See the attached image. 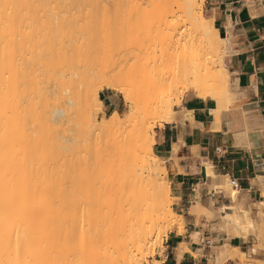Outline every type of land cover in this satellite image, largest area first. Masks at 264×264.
<instances>
[{
  "label": "bare ground",
  "instance_id": "bare-ground-1",
  "mask_svg": "<svg viewBox=\"0 0 264 264\" xmlns=\"http://www.w3.org/2000/svg\"><path fill=\"white\" fill-rule=\"evenodd\" d=\"M112 2H118L116 9L126 7L124 24L133 25L131 36L148 43L135 54L141 63L124 72L127 85H113L128 112L123 117L115 111L101 128L131 120L133 91L152 96L155 103L179 87L183 95L204 89L219 102L234 101L225 64L227 40L201 12L198 0H0V264H139L134 250L141 252L151 241L162 248L173 224L182 229L183 217L172 208L167 169L147 130L132 145L129 134L103 128L97 140L114 141L116 149L106 153L96 143L86 152L94 155L92 164L81 162L80 139H90L93 132L80 128L86 133L75 135L79 144L67 143L62 133L65 116L80 106L83 75L77 63L112 41ZM211 56L221 63L218 72H210ZM96 92L87 94V122L96 105L94 111L104 109ZM169 100L162 103L167 121L173 115ZM67 176L70 188L64 185ZM225 178L222 184L235 202L223 207L219 224L231 231L229 237L255 233L256 248L264 253V201L255 213L243 208L238 188ZM200 205L195 208L206 212ZM246 257L226 244L214 264ZM253 264H264V256Z\"/></svg>",
  "mask_w": 264,
  "mask_h": 264
},
{
  "label": "crops",
  "instance_id": "crops-1",
  "mask_svg": "<svg viewBox=\"0 0 264 264\" xmlns=\"http://www.w3.org/2000/svg\"><path fill=\"white\" fill-rule=\"evenodd\" d=\"M206 2L208 17L227 40L225 64L235 96L223 107L208 93L187 92L171 120L156 129L154 149L167 169L172 208L183 217L182 229L172 225L156 264H214L226 244L253 259L263 256L253 233L229 237L219 217L235 202L222 184L226 176L237 179L243 208L255 213L264 201V179L258 178H264V0ZM111 99H105L106 107L116 105Z\"/></svg>",
  "mask_w": 264,
  "mask_h": 264
},
{
  "label": "rangeland",
  "instance_id": "rangeland-1",
  "mask_svg": "<svg viewBox=\"0 0 264 264\" xmlns=\"http://www.w3.org/2000/svg\"><path fill=\"white\" fill-rule=\"evenodd\" d=\"M117 3L118 2L111 3V7L114 13L112 24H111V30L113 32L112 33L113 38H112L111 43L109 44V46H107V49H105L104 47L97 48L93 52L89 51L88 53L83 54L80 58V61L76 65L78 71L81 72L83 75L81 78L80 85H79V101L78 102L80 103V106H79L78 112L75 111L77 113H72L70 116H67V117L65 116L62 122V125H61L62 133L69 140L67 143H71V144L73 143V140L77 141L79 136L76 139L75 135L77 134V132L79 133L80 128L82 129L83 126L84 128L86 127V129L83 128L84 130L88 129L90 130L89 132L91 131L93 132L91 133L92 137L90 139L86 137L87 135L86 136L81 135L82 140L79 138L81 141L80 144L83 145V149L81 150L82 152L80 156L82 163H88V164L94 163V155L92 154L90 155L86 152L88 149H91L92 147H94L96 143H97V146L100 147L102 151L106 153H109L113 148L116 149L115 148L116 145L114 141H111L108 143L105 140H103L101 143H99V141L97 140L99 133L103 131L106 132L104 129L107 130V128H104V127H103L104 129L101 128L100 123L102 120L111 119V116H113V113L115 111H118L123 117L128 112L129 105L125 103L123 95L120 93V91L115 89L113 85H116L117 83H118L117 85H119L120 82L118 81L122 82L120 86L127 85L125 76L126 74L130 72V70L131 71L134 70L133 67L137 66L135 65L136 61L140 59V57L139 59L136 58L135 54L139 52V49L142 48L143 45L146 46L148 43L146 40H143L141 43L138 39L136 40L135 38H133V36H131L133 34L132 29H131L133 28L132 27L133 25L124 24V22L128 18L126 16L127 9L123 5H120V7L116 9L115 4ZM198 3L201 4V7H202L201 12L208 17L207 11H206V5H207L206 0H198ZM143 6L147 7L148 3L143 4ZM120 26L121 28L123 26V29H120ZM100 28H102V26ZM213 42L217 43L215 38L213 39ZM99 45L101 46L102 43L100 42ZM140 54L142 55L143 52H141ZM114 62H116L117 65L114 64ZM211 62L212 64H211L210 72H218L221 68L220 61L217 60L216 57L211 56ZM109 66L110 67L112 66V67L109 68ZM97 68H100L104 72H101V73L97 72L98 70ZM124 72H126V74ZM104 78L105 80L107 78L109 79L111 78L112 81L108 80L106 82ZM115 78L117 79L119 78V79L116 80L117 82L115 84H113L115 81L114 80ZM101 79L103 80V82H101ZM211 82L213 81H210V83ZM177 89H174L175 92L177 91L176 93L173 90H172L173 92L171 91L167 92L166 95L161 100V102L159 103H155L154 98H152V96L150 95H143L141 94L140 91H133L132 95L136 102L135 111H134L135 113H134V116H132L133 118L131 117L130 118L131 120L126 121V122L124 121V123H122L121 125H116V126H113L112 128H108L107 133L112 132L113 134H119V133L124 132V134L125 133L129 134L130 139L132 140V145H134V143L137 144L138 141H140V138L138 136L139 132L142 130H147L149 133V137H150L149 141L152 145L153 151L155 152L154 146L156 142L155 140L156 129L157 127H162L163 124L167 121L163 113V107H162L163 100L166 99L168 101L171 98L169 100V103L171 104V109L176 110L178 106H181V102H179V100L182 99L183 96L187 92L193 91V93L198 94V95L208 93L207 95L211 96L210 95L211 93L208 90L204 91V89L202 91L199 89L192 88L191 91H187L186 93H184V95L181 92L183 90L182 87H179L178 90ZM88 92L90 94H88ZM94 92L98 94L99 99L103 102L104 109L102 111H98L97 109L96 111H94L95 108L98 107L96 105L97 102L95 101L94 107L95 105L96 107L95 108L93 107L94 109L92 108L93 109L92 117L90 118V122H87L85 120L84 115H85V112L87 111V106H88L87 102L88 103L90 102V99H88L89 98L88 95H91ZM168 95L170 96L168 97ZM90 97L92 99V96ZM109 97L112 98L111 100L116 101V105L114 107L112 106L111 108L107 109L105 105V101H107L108 99L107 100L105 99ZM86 99L88 100L87 102H86ZM93 99H94V96H93ZM221 102H219L220 104H222L221 106H223V104L230 105L226 102H222V103ZM89 105H91V102L89 103ZM154 108H156V112L155 111L153 112ZM84 130L80 131V133L82 132V134H85L86 132L84 133ZM80 133L78 135H80ZM83 137L85 138L83 139ZM77 143L79 144V141H77ZM162 177L163 176H161V178ZM71 181L72 180H70L68 176L65 178L64 185L66 186V188L71 187L72 185ZM228 183L231 184L229 178H228ZM224 186H222V188L226 187ZM226 189L228 188L226 187ZM221 218L222 217H220V219ZM253 219H255V217ZM255 221L256 219L254 220V222ZM222 228H223V225L220 226V229ZM224 229L227 230L229 234L231 233V231H229L227 227H225ZM170 231L171 229L169 230V232ZM253 234L256 240H258L257 235L255 233ZM163 250H164V246L162 248H155L152 245V241H151L146 247L143 248L141 252H137L136 250H134L133 253L136 254L135 258L139 260V264H156L159 258L163 259ZM263 256H264V253H263ZM227 259L228 258H225L223 261H226ZM256 261H257V258L253 259L247 256L244 260H240L239 262H237V264H253ZM131 264H135V263L133 262Z\"/></svg>",
  "mask_w": 264,
  "mask_h": 264
},
{
  "label": "built area",
  "instance_id": "built-area-1",
  "mask_svg": "<svg viewBox=\"0 0 264 264\" xmlns=\"http://www.w3.org/2000/svg\"><path fill=\"white\" fill-rule=\"evenodd\" d=\"M230 182H231V184H232L234 187H238V182H237V179H236V178H231V179H230Z\"/></svg>",
  "mask_w": 264,
  "mask_h": 264
}]
</instances>
